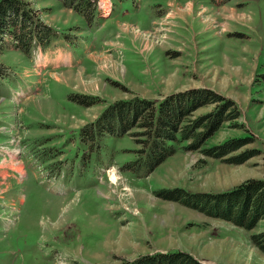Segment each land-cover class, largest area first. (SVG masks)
Listing matches in <instances>:
<instances>
[{
  "label": "rangeland",
  "instance_id": "1",
  "mask_svg": "<svg viewBox=\"0 0 264 264\" xmlns=\"http://www.w3.org/2000/svg\"><path fill=\"white\" fill-rule=\"evenodd\" d=\"M26 1L59 36L33 57L11 47L0 54V264H125L167 250L208 264H264L251 240L264 219L248 230L157 194L264 179V0H99L91 22L60 0ZM198 87L242 111L206 147L252 142L223 159L178 145L137 173L128 164L144 146L143 128L83 137L111 102ZM72 93L97 101L80 104ZM250 149L257 155L244 163L227 161Z\"/></svg>",
  "mask_w": 264,
  "mask_h": 264
},
{
  "label": "trees",
  "instance_id": "2",
  "mask_svg": "<svg viewBox=\"0 0 264 264\" xmlns=\"http://www.w3.org/2000/svg\"><path fill=\"white\" fill-rule=\"evenodd\" d=\"M88 21L98 14L99 0H60ZM222 4L230 0H211ZM58 30L41 20L26 0H0V54L6 47L21 50L32 57L38 48L48 49L58 39ZM9 39V40H8ZM7 68L0 63V76ZM70 99L93 105L97 96L72 93ZM215 104V108L193 118L198 108ZM237 102L208 87L175 92L161 100L133 96L111 102L94 122L82 128L86 141L96 142L106 133L123 136L134 127L144 129L143 148L128 168L137 173H150L176 153L178 145L185 150H198L205 156L223 159L229 153L252 142V137L227 140L206 147L208 140L226 121L241 116ZM239 127L243 124L235 123ZM184 143V144H183ZM257 155L256 149L227 158L230 163H244ZM158 196L177 200L208 216L231 221L248 230L264 219V179L248 178L230 189L217 192H191L184 188L162 189ZM253 244L264 251V231L251 235ZM125 264H208L184 250L157 251L128 260Z\"/></svg>",
  "mask_w": 264,
  "mask_h": 264
}]
</instances>
